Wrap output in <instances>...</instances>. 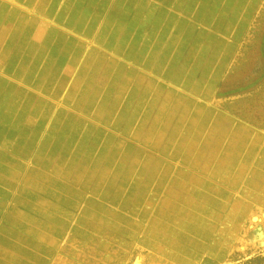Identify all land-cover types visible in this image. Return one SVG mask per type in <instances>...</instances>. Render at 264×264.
Instances as JSON below:
<instances>
[{
  "label": "rangeland",
  "instance_id": "obj_1",
  "mask_svg": "<svg viewBox=\"0 0 264 264\" xmlns=\"http://www.w3.org/2000/svg\"><path fill=\"white\" fill-rule=\"evenodd\" d=\"M0 264H264V0H0Z\"/></svg>",
  "mask_w": 264,
  "mask_h": 264
},
{
  "label": "bare ground",
  "instance_id": "obj_2",
  "mask_svg": "<svg viewBox=\"0 0 264 264\" xmlns=\"http://www.w3.org/2000/svg\"><path fill=\"white\" fill-rule=\"evenodd\" d=\"M16 25V24H15ZM13 28V27H12ZM4 31V30H3ZM6 31V30H5ZM13 32V31H12ZM4 34V33H3ZM3 36V35H2ZM10 36V35H9Z\"/></svg>",
  "mask_w": 264,
  "mask_h": 264
}]
</instances>
